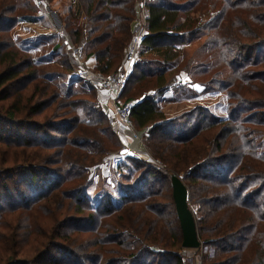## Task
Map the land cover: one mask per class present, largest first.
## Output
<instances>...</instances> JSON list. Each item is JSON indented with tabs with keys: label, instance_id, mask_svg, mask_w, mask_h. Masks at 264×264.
Returning a JSON list of instances; mask_svg holds the SVG:
<instances>
[{
	"label": "trees",
	"instance_id": "trees-1",
	"mask_svg": "<svg viewBox=\"0 0 264 264\" xmlns=\"http://www.w3.org/2000/svg\"><path fill=\"white\" fill-rule=\"evenodd\" d=\"M79 5L68 6L66 33L97 72L119 71L133 0ZM147 11L124 96L136 101L134 124L149 127L146 141L164 166L128 159L120 202L104 193L95 205L91 174L121 147L108 113L94 87L62 92L40 77L10 35L17 23L36 22V9L0 0V264H183L173 175L188 189L199 239L215 250L206 263L264 264V0H150ZM201 12H210L203 21ZM200 35L198 60L183 70L198 75L218 58L221 69L203 84L227 91V116L196 107L170 119L156 101L179 78L168 65Z\"/></svg>",
	"mask_w": 264,
	"mask_h": 264
},
{
	"label": "rangeland",
	"instance_id": "rangeland-1",
	"mask_svg": "<svg viewBox=\"0 0 264 264\" xmlns=\"http://www.w3.org/2000/svg\"><path fill=\"white\" fill-rule=\"evenodd\" d=\"M29 1L31 2V5L36 9V13L34 16L37 21H22L14 26V28L10 32V35L12 36L16 45L23 48L27 52V56H31L30 58H32L37 64L40 77L52 81V83L57 85L62 90V92H82L89 89V87H91L90 85L86 84L83 80L72 77L71 69H66L67 64L63 62L64 60L67 59L68 65L70 66L75 67V64L71 56L65 53L61 46V35H59L57 31H55V29H59L60 32H62L63 30L64 32H66L64 29L63 18L67 15L68 6L71 3L77 9L78 6L80 7V0H42L44 2L43 7L37 6L36 0ZM139 1L140 0H133L135 13L137 9V3H139ZM45 13L46 15H44ZM201 13L204 16L202 18L199 17V20L203 21L207 18V16L209 15L208 13L210 12ZM199 15V12L191 14V16L193 17H197ZM84 17L87 18L85 13L82 12V18L84 19ZM136 17L137 16L135 15L131 20L130 25ZM204 41L205 36L200 35L198 38L192 41H188L183 46L179 45V47L181 46L184 48V50L186 51V55L181 56L171 65H168L171 68H176V71H180V79L178 78L177 82L174 83L176 85L173 87V89L168 91L166 94L158 97L156 101L158 102L160 109L170 119L181 117V115L196 107L206 108L215 117L224 118L227 116V91L222 89L221 87L211 90L208 88V86L203 84L204 82H208L212 78L215 79L213 75L221 69L215 63L218 58L216 57L214 59L211 66L209 65V68L202 69L203 72H200L199 70L198 75L191 76L183 70V67L187 64L188 58L193 56V61L189 64L190 67L196 63V60H198L199 56V53L196 51ZM57 43L58 45L57 47H55V44ZM84 52L86 58L85 60H87L90 71L92 70L93 73H96L97 71L95 70V66L92 67L91 65H89V57L91 56L88 55L85 50ZM148 56L150 58H156L151 54ZM154 68H157V66L155 65ZM223 72L226 73L227 70L224 69ZM95 90L97 92V101L99 105L104 108L106 113H108V111L105 109L106 104L102 102L104 100V94L98 91L96 88ZM127 97L128 95L126 93L124 99H126ZM108 117L109 119H111L109 114ZM113 128L116 132L114 126ZM135 130L137 132L143 131L136 128V126ZM141 134L143 135L141 141L134 140L132 139L133 136L131 137L129 135V139L131 140L130 145L134 150V155L126 156V160L124 159L121 163L124 162L125 164H127L129 162L128 159H137L144 160L157 166H164L163 162L159 158L154 156L152 149L148 144V141H146L147 132H142ZM117 138L121 143V147L114 150L111 155H114L117 151L120 152L123 147L118 134ZM262 142L264 147V138ZM130 163L131 166H134L132 167L133 172L131 174L133 176L134 173H137L136 165H134L133 162ZM125 164H123L121 167L119 165L117 168L112 167L110 171L105 172L101 171L99 167L96 170H93L91 174V185L88 190V194L91 198L92 204L96 205L97 201L100 200L102 194L104 193H111L114 201L118 203L120 202L122 191L119 186L121 182H125L126 175L129 174L128 168L127 166H125ZM192 209L194 211L196 210L195 205H192ZM28 242L29 239H25V243L27 244V246H29ZM185 251L186 255L184 256ZM195 252V248H187L182 250V255L186 258V264H198L197 262H199L201 258H199L197 254L194 255ZM209 256L213 257L214 254ZM190 260L191 263L189 262ZM201 261L204 263L206 262V260H204V257H202Z\"/></svg>",
	"mask_w": 264,
	"mask_h": 264
},
{
	"label": "built area",
	"instance_id": "built-area-1",
	"mask_svg": "<svg viewBox=\"0 0 264 264\" xmlns=\"http://www.w3.org/2000/svg\"><path fill=\"white\" fill-rule=\"evenodd\" d=\"M149 1L150 0H140L139 3H137V17L130 25V31L132 34L130 47L120 70L111 74H103L99 72L93 73L92 70L90 71L87 60H85L83 43L76 45L64 30L60 32L59 29H55V31L61 35V46L63 50L71 56L74 61L75 69L71 76L83 80L86 84L96 88L104 94V100L102 102L106 104V107H104L108 111L111 123L115 127L122 142L123 147L121 151L109 156L105 162L99 166L100 170L103 172L110 171L112 167L117 168L126 156L134 155V150L130 145L131 140L129 139V135L131 137L133 136L132 139L141 141L143 136L141 133L149 131L148 126L142 132H137L135 130V124L131 113L136 101L132 99H124V92L130 73L133 69L134 63L138 59L142 41L148 33L147 4ZM36 4L39 7H43L44 2L42 0H36ZM44 15H46V13ZM86 19V17H84V19L82 18L83 21H86ZM210 249L211 247L201 244L199 248H196L194 255L197 254L201 259L205 254L213 255L214 253L211 252ZM185 253L186 251L184 252V256L186 255ZM184 256L183 264H186V258ZM201 259L197 262L198 264H208L202 262ZM189 262L191 263V260Z\"/></svg>",
	"mask_w": 264,
	"mask_h": 264
},
{
	"label": "water",
	"instance_id": "water-1",
	"mask_svg": "<svg viewBox=\"0 0 264 264\" xmlns=\"http://www.w3.org/2000/svg\"><path fill=\"white\" fill-rule=\"evenodd\" d=\"M172 188L176 212L183 232V247L199 248L202 242L198 236L193 212L189 207L188 189L182 179L176 175L172 176ZM210 251L214 253L213 248Z\"/></svg>",
	"mask_w": 264,
	"mask_h": 264
},
{
	"label": "crops",
	"instance_id": "crops-1",
	"mask_svg": "<svg viewBox=\"0 0 264 264\" xmlns=\"http://www.w3.org/2000/svg\"><path fill=\"white\" fill-rule=\"evenodd\" d=\"M96 64V60L93 56L89 57V65H91L92 67L95 66Z\"/></svg>",
	"mask_w": 264,
	"mask_h": 264
}]
</instances>
